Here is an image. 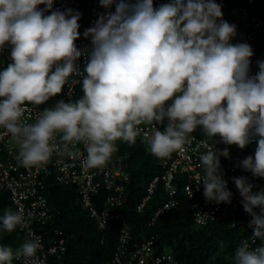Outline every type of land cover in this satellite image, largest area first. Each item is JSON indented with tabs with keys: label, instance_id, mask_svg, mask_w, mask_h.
Returning a JSON list of instances; mask_svg holds the SVG:
<instances>
[{
	"label": "clouds",
	"instance_id": "obj_1",
	"mask_svg": "<svg viewBox=\"0 0 264 264\" xmlns=\"http://www.w3.org/2000/svg\"><path fill=\"white\" fill-rule=\"evenodd\" d=\"M99 4L106 11L84 30L90 47L82 49L75 43L79 11L53 10V0H0V50L10 46L11 58L0 71V128L16 142L19 164L43 165L53 153L62 155L69 145L83 144L82 165L101 169L117 151V140L133 145L141 135L152 155L166 158L191 144L190 134L200 128L225 145L243 149L254 143V155L236 166L264 178V60L255 58L258 71L250 74L249 45L264 27L253 30L250 43H232L236 25L224 20L216 0H170L159 7L153 0ZM237 5L231 6L229 20ZM81 56L83 69L76 63ZM69 77L80 78L78 99H60L33 123L22 121L26 105L57 96ZM141 125L151 127L145 131ZM202 146L204 175L198 184L205 200L231 203L233 193L220 161L230 156L228 148ZM231 179L252 217V243L260 241L255 246L243 241L234 264H264V190L254 192L245 176ZM187 195L192 196L191 189ZM0 222L7 232L25 225L22 213L11 210ZM39 246L38 240L28 239L14 254L0 245V264H12L14 255L34 257Z\"/></svg>",
	"mask_w": 264,
	"mask_h": 264
},
{
	"label": "built area",
	"instance_id": "obj_2",
	"mask_svg": "<svg viewBox=\"0 0 264 264\" xmlns=\"http://www.w3.org/2000/svg\"><path fill=\"white\" fill-rule=\"evenodd\" d=\"M168 2L170 0H153V5ZM83 4V0H53V10L71 8L81 13L78 21L80 37L75 43L78 48L82 49L90 47V38L83 36L84 30L93 26L99 14L106 11L100 6L99 0H90L88 12L84 14ZM38 7L43 9L45 5ZM111 10H115V3ZM232 11L236 14L234 19H224L230 24L236 25V35L232 38V43L241 41L250 43L255 37L253 30L264 27V15H250L248 9L242 5L233 6ZM0 54L4 57L2 64L7 66L11 62L10 46L5 45L3 50H0ZM76 63L80 69H83L85 57L81 56ZM79 79V77H69L68 83L61 92L60 99L67 102L70 99H78L82 95ZM25 107L26 111L21 119L26 123H33L37 115L46 108L32 104ZM140 127L148 131L151 126L141 125ZM161 130H163V126H161ZM4 133L5 130L0 128V190L7 189L9 191L15 212H20L23 215L25 225H18L20 230L25 231L32 239L38 240L40 245L34 257L25 258L21 256L16 258L14 255L12 264H50L51 256H56L59 263L64 264V258L69 251L73 238L72 233L58 227L55 229L53 241L47 245L43 233L35 226L37 223H47L54 216L44 193L45 176H55L59 181L75 184L80 193L83 207L101 229H106L112 224H117L120 227L118 244L112 259L107 264H177V258L173 251L157 252L155 235L133 246L130 245L133 238L132 227L127 215L121 209L127 187L132 181V175L128 170L110 162L101 169L84 167L82 161L86 152L83 144H77L75 147L69 145L68 152L62 155L53 153L46 164L26 168L21 166L17 160L19 149L16 142L10 134ZM140 137L142 138V135ZM190 139L191 144L182 146L174 151L172 157L163 159L162 171L155 174L148 182L145 194L137 203V210H144L154 196L158 185L162 183L166 199L154 208L150 224L155 223L159 217L179 204L180 187L183 188L187 198L191 200V213L198 225L204 226L211 221L228 216L233 218L231 224L236 225L238 213H243L249 223L252 217L244 211L241 204L242 198L231 178L245 176L248 182L252 184L249 171H245L236 165L244 157L253 155L251 146L254 143L240 149L237 145H225L219 137H207L197 132L190 134ZM55 140H59V134L56 135ZM202 143H207L210 146L215 144V147L220 150L227 147L229 150L230 156L228 158L221 156L220 161L224 179L228 181L227 186L233 193L231 203L207 202L203 196V185L198 184L204 175V169L199 160L200 154L206 151ZM146 147L148 148L147 145ZM102 189L108 190L109 194L104 198V203L99 205L96 195H99ZM190 189L192 191L191 197L187 195ZM254 210L259 211V209ZM252 232L253 230L249 235L244 236L243 241L247 240L251 246H255L260 241L257 238L255 244L252 243ZM13 253L15 254L14 250Z\"/></svg>",
	"mask_w": 264,
	"mask_h": 264
},
{
	"label": "trees",
	"instance_id": "obj_3",
	"mask_svg": "<svg viewBox=\"0 0 264 264\" xmlns=\"http://www.w3.org/2000/svg\"><path fill=\"white\" fill-rule=\"evenodd\" d=\"M216 2L222 4L223 18L228 20L232 18L231 6L234 3L247 7L251 13H264V0H216ZM83 3L82 10L84 14H87L88 1L83 0ZM154 7L159 5L154 4ZM249 45L253 49V56L250 58V67H252L255 64L253 62L255 58L264 60V30L257 31L256 39ZM61 95L62 93L58 94V96ZM57 101L54 99L51 103ZM195 132L204 135L200 128H197ZM116 147L117 151L113 153L109 162L125 168L132 175V181L127 187L124 204L121 207L132 227L131 246L155 235L157 252L173 251L177 264H234L235 250L243 242V237L252 231L251 228L244 234L239 233L244 219L243 213H238L236 225L231 224L233 220L231 216L211 221L204 226L198 225L191 213V200L180 187L179 204L159 217L155 223L150 224L154 208L166 199L163 184L158 185L154 196L144 210L138 211L137 203L145 194L148 182L156 174L153 171L159 165L160 158L149 152L140 136L133 145L117 140ZM254 150L255 144L251 146L253 155ZM173 154L174 151L169 157ZM160 165L162 169V161ZM142 172L145 173V182L138 178ZM44 181L46 184L44 193L54 216L47 223H37L35 226L43 233L46 244H51L55 229L61 227L73 234L64 264H107L112 259L118 244L120 227L112 224L106 229H101L83 207L75 184L59 181L55 176H45ZM252 185L254 192L264 190V178L252 175ZM108 194V190L102 189L100 194L96 195L99 205L104 203V198ZM163 195L164 198H162ZM8 210L15 212V206L9 191L2 189L0 190V217ZM143 216H145V223L140 221ZM243 223L249 225L248 222ZM143 231L147 232L144 234ZM28 239L31 237L18 226L12 232H7L0 224V245H6L15 250ZM50 264L60 263L56 256H51Z\"/></svg>",
	"mask_w": 264,
	"mask_h": 264
},
{
	"label": "rangeland",
	"instance_id": "obj_4",
	"mask_svg": "<svg viewBox=\"0 0 264 264\" xmlns=\"http://www.w3.org/2000/svg\"><path fill=\"white\" fill-rule=\"evenodd\" d=\"M86 1H88V2H90V0H86ZM257 14H259V15H262L261 14V12H258ZM4 61V57L0 54V71H2L4 68H6V66H4L3 64H2V62ZM250 69H251V74H253V72H257L258 71V67H257V65H253L252 67H250ZM60 97L61 96H54V97H52V98H50V100L49 101H47L46 103H44V104H41V105H39L40 107H48V106H52V105H54L55 103L53 102V103H51V101H54V99H56V100H59L60 99ZM121 143H124L123 141H121ZM163 159L164 158H160V162H159V165L156 167V169H154V171H153V173L155 172L156 174L157 173H160L161 171H162V169H161V165H160V163H161V161H163ZM145 173L144 172H142V175H140L138 178H140L141 179V181H143V182H145ZM165 196L163 195V197L162 198H164ZM10 205H11V208H12V204L10 203ZM13 209V208H12ZM14 210V209H13ZM140 221H142L143 223H145V216H143L141 219H140ZM243 222H245V223H247L246 222V219H245V217H244V219H243ZM242 222V225H241V227H240V231H239V233L240 234H244L246 231H249L250 229H251V227H249V225L248 224H244ZM147 231H143V233L145 234ZM32 239V238H31ZM20 248V247H19ZM19 248H16L14 251L16 252V250L17 249H19Z\"/></svg>",
	"mask_w": 264,
	"mask_h": 264
}]
</instances>
